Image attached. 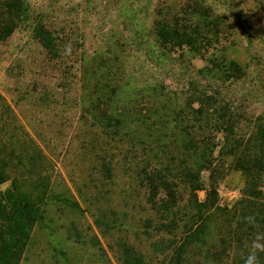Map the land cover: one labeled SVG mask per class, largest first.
<instances>
[{
    "label": "trees",
    "instance_id": "1",
    "mask_svg": "<svg viewBox=\"0 0 264 264\" xmlns=\"http://www.w3.org/2000/svg\"><path fill=\"white\" fill-rule=\"evenodd\" d=\"M3 1L8 3L4 12L0 9V41L10 36L15 15L17 24L31 23L32 39L50 58L70 53L72 44L64 29L50 28L42 13L31 18L27 0ZM252 1L264 7V0ZM189 3L180 8L168 4L156 11L155 43L203 60L199 74L208 80L236 79L243 70L228 57L224 40L226 35L231 38L232 25L204 2ZM116 40L108 52L93 53L92 58L82 54L75 76L79 84L75 102L98 128V204L114 183L118 155L134 165L136 177L150 192L154 214L143 224L144 235L153 225L152 231L162 236L152 242V253L165 252L169 264H246L251 255L256 256V264H264V117L256 119L248 136L238 135V124L217 102L215 89L205 84L193 86L191 102L182 112L171 108L165 116L164 91L158 85L130 83ZM10 121L18 119L0 94V186L8 183L0 190V264H19L32 229L45 219L43 207L48 202L81 209L77 200L69 198V191V197L53 192L52 162L23 126L19 124L16 143L7 138L4 131ZM230 170L244 176L246 187L260 190L231 208H220L214 190ZM30 180L34 185L24 188ZM176 182L190 193L184 207L179 206ZM198 192L204 193L202 200ZM115 218L111 207L103 210L98 205V229H118L121 224ZM116 245L123 264H146L129 241L119 240ZM190 248L200 254L193 263L187 258Z\"/></svg>",
    "mask_w": 264,
    "mask_h": 264
},
{
    "label": "rangeland",
    "instance_id": "2",
    "mask_svg": "<svg viewBox=\"0 0 264 264\" xmlns=\"http://www.w3.org/2000/svg\"><path fill=\"white\" fill-rule=\"evenodd\" d=\"M196 1L27 0L31 18L44 14L50 28L64 29L70 38V53L58 59L50 58L32 39L31 23L19 25L15 15L11 16L13 30L0 41V94L18 122L10 121L4 134L16 143L18 127L23 126L52 162L49 185L53 192L69 197V191V198L77 200L81 208L75 211L48 202L43 207L45 219L32 229L19 264H123L116 245L119 240L134 245L146 264H169L165 252L151 251L152 242L162 237L152 231L153 225L144 235L143 224L154 214L150 192L126 158L117 155L114 183L98 204V128L75 102L74 91L79 85L75 76L82 54L92 58L93 53L108 52L118 39L115 48L124 57L130 83L161 87L166 95L165 116L171 108L182 112L191 102L193 86L205 84L215 89L217 102L227 108L233 124H238L236 133L248 136L256 119L264 117V7L252 0H199L232 25L231 38L224 37L226 53L243 70L236 79L215 82L199 74L203 60L159 48L152 35L153 18L161 6L180 8L185 2ZM6 3L0 0L3 12ZM34 183L27 181L23 187ZM7 185H1L0 190ZM175 185L179 206L184 207L190 193L181 184ZM246 185L240 172L228 171L214 190L217 205L231 208L240 198L258 194L259 187ZM197 195L201 200L204 197L203 192ZM98 205L116 212L115 219L121 224L118 229H98ZM199 255L195 248L187 252L191 263Z\"/></svg>",
    "mask_w": 264,
    "mask_h": 264
},
{
    "label": "clouds",
    "instance_id": "3",
    "mask_svg": "<svg viewBox=\"0 0 264 264\" xmlns=\"http://www.w3.org/2000/svg\"><path fill=\"white\" fill-rule=\"evenodd\" d=\"M256 259L255 255H251L248 257L246 264H256Z\"/></svg>",
    "mask_w": 264,
    "mask_h": 264
}]
</instances>
